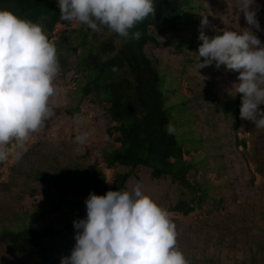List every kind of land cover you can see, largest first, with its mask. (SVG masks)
Segmentation results:
<instances>
[{"label": "rangeland", "instance_id": "rangeland-1", "mask_svg": "<svg viewBox=\"0 0 264 264\" xmlns=\"http://www.w3.org/2000/svg\"><path fill=\"white\" fill-rule=\"evenodd\" d=\"M181 2L184 11L176 25L151 29L158 42L148 44L146 53L163 77L165 105L173 113L171 128L183 144L184 158L194 164L189 179L197 188L173 182L170 176L155 179L150 168L138 166L126 190L142 184L172 214L176 246L187 264H264V128L242 118L240 128H234L232 109L238 96L242 104L243 95L235 90L239 72L214 63L200 69L204 58L198 55L203 16L210 22L203 29L209 36L248 25L239 12V0ZM258 4L264 6V0ZM258 19L264 28V7ZM82 25L58 24L46 32L56 45L60 65L50 101L53 118L30 135L27 151L15 139L3 146L8 158L0 162V230L35 223L50 225L60 234L45 240L44 256L2 244L0 264H60L71 254L75 234L66 224L70 218L85 217L87 210L78 204L80 193L55 181L60 173L80 172V166L101 170L110 186L116 172L128 170L122 165L108 167L104 160L106 149L121 146L109 104L81 92L88 74L75 67L82 48L77 35L65 30ZM257 34L264 41V31ZM82 134L87 139L77 143L76 136ZM180 200L193 211L175 210Z\"/></svg>", "mask_w": 264, "mask_h": 264}, {"label": "clouds", "instance_id": "clouds-1", "mask_svg": "<svg viewBox=\"0 0 264 264\" xmlns=\"http://www.w3.org/2000/svg\"><path fill=\"white\" fill-rule=\"evenodd\" d=\"M60 17L78 22L94 32L106 27L125 39H139L131 32L138 23L155 14L154 0H58ZM247 27L225 28L209 36L203 16L198 39L200 69L217 68L239 72L236 94L242 95L240 116L264 128V31L258 19V0H239ZM60 65L57 48L42 25L0 9V162L8 158L3 146L15 139L23 151L30 135L53 118L50 101L56 94ZM119 69L113 66L112 71ZM169 133L172 128L169 126ZM86 134L76 136L83 144ZM110 182V181H109ZM87 214L73 221L75 245L60 264H187L177 248L172 214L137 183L129 190L91 192L85 200Z\"/></svg>", "mask_w": 264, "mask_h": 264}, {"label": "trees", "instance_id": "trees-1", "mask_svg": "<svg viewBox=\"0 0 264 264\" xmlns=\"http://www.w3.org/2000/svg\"><path fill=\"white\" fill-rule=\"evenodd\" d=\"M155 14L138 23L131 32L139 31V39H125L106 27L94 32L86 25L77 29H66L65 33L77 35L78 47L82 48L76 68L88 74L82 85L83 96H92L98 103L109 104L108 114L119 131L120 147L113 146L104 151L108 167L122 165L128 170L114 174L111 185L101 170L78 167L80 172L63 171L55 178L66 190L78 192L85 200L91 192L106 194L109 190H126L127 182L138 166L151 169V176L159 179L170 176L173 182L196 189L189 173L193 162L184 158L185 149L173 131H168L173 118L172 110L165 105L162 90L163 77L153 59L146 53V46L157 43L158 38L151 29L161 30L176 25L183 14L181 0H154ZM0 9H9L18 16L42 25L45 32H52L58 24L67 28L71 22L60 17L58 0H0ZM113 66L119 70L112 71ZM241 96L235 100L232 116L234 128L241 125ZM45 179L46 176H41ZM194 207L180 200L175 210L184 214ZM70 218L66 228L76 234ZM60 234L52 226H37L35 223L10 226L0 230V245L17 248L22 253L34 252L44 256L47 252L44 242Z\"/></svg>", "mask_w": 264, "mask_h": 264}]
</instances>
